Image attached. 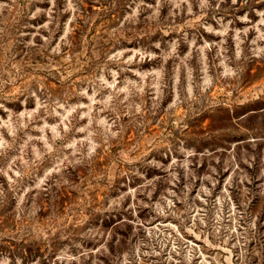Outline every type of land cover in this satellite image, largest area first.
Masks as SVG:
<instances>
[{"label": "rangeland", "instance_id": "374dc122", "mask_svg": "<svg viewBox=\"0 0 264 264\" xmlns=\"http://www.w3.org/2000/svg\"><path fill=\"white\" fill-rule=\"evenodd\" d=\"M0 264H264V0H0Z\"/></svg>", "mask_w": 264, "mask_h": 264}]
</instances>
